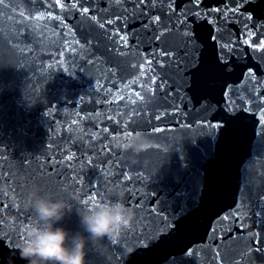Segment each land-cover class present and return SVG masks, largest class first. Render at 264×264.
<instances>
[{"label": "water", "instance_id": "water-1", "mask_svg": "<svg viewBox=\"0 0 264 264\" xmlns=\"http://www.w3.org/2000/svg\"><path fill=\"white\" fill-rule=\"evenodd\" d=\"M262 42L264 0H3L0 264L34 189L132 210L86 264H264Z\"/></svg>", "mask_w": 264, "mask_h": 264}, {"label": "clouds", "instance_id": "clouds-1", "mask_svg": "<svg viewBox=\"0 0 264 264\" xmlns=\"http://www.w3.org/2000/svg\"><path fill=\"white\" fill-rule=\"evenodd\" d=\"M14 203L19 206V201L14 200ZM25 206L32 210L34 221L23 226L26 236L15 244L13 252L25 264H86L89 238L116 239L133 220L132 210L120 199L97 200L81 210L78 223L83 231H73L59 223L68 208L64 199L52 198L34 189L29 193ZM0 224L6 232L13 231L16 218L8 216ZM9 264H14L11 258Z\"/></svg>", "mask_w": 264, "mask_h": 264}, {"label": "snow or ice", "instance_id": "snow-or-ice-1", "mask_svg": "<svg viewBox=\"0 0 264 264\" xmlns=\"http://www.w3.org/2000/svg\"><path fill=\"white\" fill-rule=\"evenodd\" d=\"M0 4H3V0H0ZM84 11L87 12L88 9H84ZM157 19H159V18L157 17ZM121 39H123V38H121ZM260 47H264V42L261 43ZM148 63H150V62H148ZM140 67L143 68V65H141ZM151 79H152L153 81H155L156 77L153 76ZM257 251H260V249H257Z\"/></svg>", "mask_w": 264, "mask_h": 264}]
</instances>
